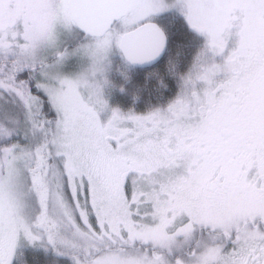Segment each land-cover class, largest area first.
<instances>
[{
    "label": "snow or ice",
    "instance_id": "obj_1",
    "mask_svg": "<svg viewBox=\"0 0 264 264\" xmlns=\"http://www.w3.org/2000/svg\"><path fill=\"white\" fill-rule=\"evenodd\" d=\"M0 264H264V0H0Z\"/></svg>",
    "mask_w": 264,
    "mask_h": 264
}]
</instances>
